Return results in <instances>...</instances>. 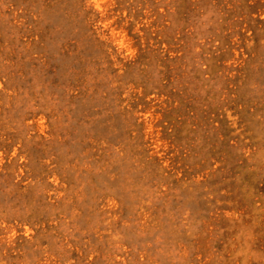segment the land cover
<instances>
[{"label": "rangeland", "instance_id": "rangeland-1", "mask_svg": "<svg viewBox=\"0 0 264 264\" xmlns=\"http://www.w3.org/2000/svg\"><path fill=\"white\" fill-rule=\"evenodd\" d=\"M0 264H264V0H0Z\"/></svg>", "mask_w": 264, "mask_h": 264}]
</instances>
